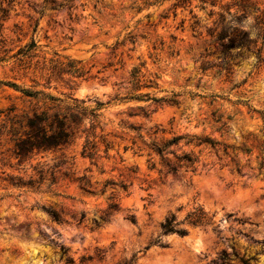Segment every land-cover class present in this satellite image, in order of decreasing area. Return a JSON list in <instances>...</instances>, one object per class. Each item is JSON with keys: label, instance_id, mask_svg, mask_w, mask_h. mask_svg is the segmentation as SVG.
I'll use <instances>...</instances> for the list:
<instances>
[{"label": "rangeland", "instance_id": "rangeland-1", "mask_svg": "<svg viewBox=\"0 0 264 264\" xmlns=\"http://www.w3.org/2000/svg\"><path fill=\"white\" fill-rule=\"evenodd\" d=\"M8 1L0 0V123L12 109L51 105L43 93L62 103H102V139L93 140L92 159L81 156V138L19 165L13 142L0 138V264H264V63L241 52L229 73L213 66L221 46L211 35L224 7L57 0L63 5L52 10L41 9L42 0ZM244 1L243 28L253 36L258 12L251 8L264 9V0ZM173 136L183 138L162 156L150 148ZM184 154L194 164L165 173L163 162ZM37 170L38 190L10 184L37 180ZM107 181L115 184L101 192ZM110 202L118 210L96 228L92 219ZM198 210L205 220L191 224ZM172 218L183 236L164 231Z\"/></svg>", "mask_w": 264, "mask_h": 264}, {"label": "trees", "instance_id": "trees-1", "mask_svg": "<svg viewBox=\"0 0 264 264\" xmlns=\"http://www.w3.org/2000/svg\"><path fill=\"white\" fill-rule=\"evenodd\" d=\"M13 0L8 1V5ZM201 2H206V0H200ZM212 6H218L220 8L224 7V13L220 14V20L217 23L220 30L216 34H212L214 42L220 43V61L218 65H213L221 70L229 73L230 62L236 59L241 52L251 53L255 56L257 65L260 67L264 63V9L260 10L258 7L253 6L251 11L258 12V15L254 17L255 26L252 30L255 31L253 36L249 30L244 29V25L247 23V18L250 15L248 8L250 5L244 0H237L231 4H226L220 6L218 0H211ZM254 4V3H253ZM63 4L58 3L57 0H42L41 9L49 8L56 10ZM231 9H235L233 12ZM42 11V10H41ZM3 13L6 10H2ZM227 15V16H225ZM34 47V42H32L28 48ZM236 49L231 52L232 49ZM19 52H22L20 50ZM212 66V67H213ZM137 72L134 71V74ZM137 75H133V79L136 80ZM12 87H16L11 84ZM36 92L34 94H25L28 97L36 98ZM45 98L49 99L52 104L46 106L45 108L34 107L29 111L14 112L10 110L12 114H7L0 123V138L2 136L9 137V140L13 142L11 149V156L17 159V163L20 165L26 161L31 160L34 156L38 154H43L46 152L62 151L69 147L74 140L83 138V143L81 146L80 154L83 157L92 159L95 155V143L94 139H102L101 135L96 134L97 119L99 117V109L102 103L96 102L93 107H88L85 105L84 101L78 99H71L70 102L62 103L58 98H54L50 95H45ZM139 98L143 96H137ZM160 102L166 103H176L173 99H160ZM220 118L216 121H219ZM133 128V127H130ZM142 138L141 135H139ZM183 136H173L168 140H161L160 142L151 141L150 148L162 156L165 150L176 144ZM199 143L210 144L214 146L217 142L210 140L208 138L200 139ZM190 141H187L189 143ZM108 145H105L104 153H106ZM171 152V151H170ZM195 158L184 154L180 157H176V161L171 163L169 161H164L163 166L165 167V173L175 174L177 168L181 166L191 167ZM238 167V163L235 162ZM153 168V167H152ZM38 179L34 180L31 177L27 181H23L21 177L10 178V184L19 188H25L28 190H38V187L43 179V174L41 170H37ZM51 183L54 181L53 172L50 173ZM66 176V175H65ZM81 186L86 185L84 177L77 179ZM114 182L107 181L103 185L101 192H104V188L107 185H114ZM125 188L124 184L119 185ZM111 199V197H109ZM118 210V205L110 202L105 210L101 212L99 218H93L92 223L97 228L99 226V220L107 218L112 212ZM48 214L54 221H59V214L54 210H48ZM73 217V216H72ZM75 219V217H73ZM85 215L82 214L78 219V224L82 223ZM127 220L134 222V217L129 215L126 217ZM205 220L204 214L198 210L192 213L190 216L191 224H201ZM165 232H174L180 236H183L186 231L184 229H179L174 223V219H168L162 225ZM62 254L65 253L62 248ZM70 259L66 260V264H71Z\"/></svg>", "mask_w": 264, "mask_h": 264}]
</instances>
